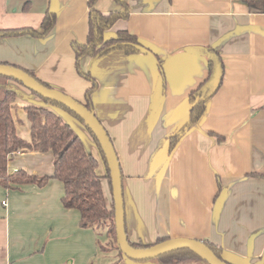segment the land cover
<instances>
[{
    "label": "crops",
    "instance_id": "obj_1",
    "mask_svg": "<svg viewBox=\"0 0 264 264\" xmlns=\"http://www.w3.org/2000/svg\"><path fill=\"white\" fill-rule=\"evenodd\" d=\"M122 1L129 18L117 21L105 38L121 30L136 35L163 60L165 81L147 52L85 56L80 68L97 83L94 112L119 157L129 240H209L231 264H264V14L242 0ZM95 8L104 14L124 10L115 0H98ZM48 10L56 25L46 37L0 38V64L33 71L83 102L91 82L77 71L72 43L87 41L89 0H0V28L40 29ZM208 48L223 58V85L199 124L170 151L171 137L189 119L190 93L209 74ZM8 86L16 93L17 132L30 140L26 107L51 106L16 81ZM54 110L98 159L102 182L109 180L87 128ZM54 160L52 152L24 151L9 170L41 177L53 173ZM63 194L54 179L44 186L0 185V264H93L100 250L96 232L81 227L79 211L63 207ZM116 264L163 263L118 257Z\"/></svg>",
    "mask_w": 264,
    "mask_h": 264
},
{
    "label": "trees",
    "instance_id": "obj_2",
    "mask_svg": "<svg viewBox=\"0 0 264 264\" xmlns=\"http://www.w3.org/2000/svg\"><path fill=\"white\" fill-rule=\"evenodd\" d=\"M98 0H89V31L85 43H72V49L76 57V68L79 75L91 82V86L85 93L82 102L90 111L94 112L92 94L97 89V83L90 73H85L80 68L81 58L88 56L91 58H101L116 51H121L126 55L140 54L147 52L155 57L159 68L163 73L165 81L164 62L151 50H148L138 39L129 31L121 30L114 38L106 39L105 32L121 20L128 19L130 9L126 2L115 0L124 6L122 11H114L104 14L95 8ZM251 11L264 14V0H242ZM56 25V14L48 10L43 18L40 29L31 27L1 29L0 38L17 37L30 35L35 38L46 37ZM208 57L209 74L207 78L193 90L189 95V119L170 139V151H173L178 143L186 136L191 129L204 117L209 101L219 92L225 78V64L222 56L213 48L205 50ZM20 68V67H19ZM22 69V68H21ZM25 70V69H24ZM31 76L39 80L45 86L50 85L41 81L33 71L25 70ZM13 79L0 76V185L6 189L18 188L24 184L46 185L50 180H58L64 186L62 205L65 209H74L80 212L81 227L93 229L98 235L99 228L105 229L109 241L106 247L98 242L99 248L107 250L112 247L118 250L119 257L128 259L120 250L115 223V210L107 204L105 193L102 186V177L98 174L99 161L90 154L80 136L72 126L65 122L63 117L54 110L60 109L71 117L81 122L88 130L97 144L102 159L107 169V178L111 183L110 170L102 148L93 134L85 125L84 121L67 107L40 97L46 105L51 108H38L27 106L29 120L32 123L30 140L19 136L16 123L12 114L13 104L16 100V93L12 91L8 83ZM20 83V82H18ZM21 84V83H20ZM24 151L52 152L54 154V171L50 175L37 176L29 174L25 169H18L11 172L9 170L10 161ZM261 176V175H255ZM221 189V185H220ZM167 239L161 238L157 243ZM203 242L214 251L221 259L223 250L209 240ZM135 248H148L142 242H131ZM163 264H191L195 262L207 263L190 250H178L157 259ZM208 264V263H207ZM231 264V263H230Z\"/></svg>",
    "mask_w": 264,
    "mask_h": 264
},
{
    "label": "water",
    "instance_id": "obj_3",
    "mask_svg": "<svg viewBox=\"0 0 264 264\" xmlns=\"http://www.w3.org/2000/svg\"><path fill=\"white\" fill-rule=\"evenodd\" d=\"M0 76L20 82L30 91L53 102H57L76 113L85 125L96 136L110 170L112 196L115 210L117 240L121 252L133 261H151L178 250H190L208 264H230L219 258L203 241L189 238H172L156 243L148 248H135L131 245L126 231L125 199L123 174L119 157L109 133L97 118L82 102L54 88H49L17 66L0 64Z\"/></svg>",
    "mask_w": 264,
    "mask_h": 264
},
{
    "label": "rangeland",
    "instance_id": "obj_4",
    "mask_svg": "<svg viewBox=\"0 0 264 264\" xmlns=\"http://www.w3.org/2000/svg\"><path fill=\"white\" fill-rule=\"evenodd\" d=\"M104 181L105 180H103L102 182L103 183L102 186H103L104 193L106 196V201H107L108 206L112 208L113 207V196H112L111 186H110L109 180H106L105 182ZM97 232H98V235L96 234L97 245H98V242H101L102 245L105 246L106 243L109 241V239L107 238L106 230L99 228ZM97 255H99L97 258H93V264H116V261L119 257L118 250L112 247H110L108 251L100 249L99 251H97Z\"/></svg>",
    "mask_w": 264,
    "mask_h": 264
},
{
    "label": "built area",
    "instance_id": "obj_5",
    "mask_svg": "<svg viewBox=\"0 0 264 264\" xmlns=\"http://www.w3.org/2000/svg\"><path fill=\"white\" fill-rule=\"evenodd\" d=\"M3 204H4V205H6V203H5V202H4Z\"/></svg>",
    "mask_w": 264,
    "mask_h": 264
}]
</instances>
